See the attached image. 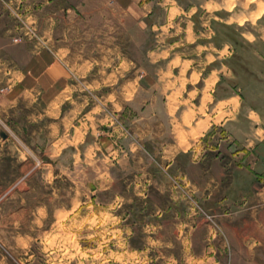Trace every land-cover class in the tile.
Here are the masks:
<instances>
[{"label":"rangeland","instance_id":"1","mask_svg":"<svg viewBox=\"0 0 264 264\" xmlns=\"http://www.w3.org/2000/svg\"><path fill=\"white\" fill-rule=\"evenodd\" d=\"M177 1L189 12L193 30L198 34L205 30L200 40L185 38L177 44L179 37L172 34L175 21L169 22L167 6L157 1L142 23L133 6L123 0H84L78 13L72 9L57 21L53 46L63 47L56 56L68 60L73 83L81 73V66L77 68L76 64L85 62L84 77L79 80L83 82L84 103L77 119L84 124L77 136L75 118L65 125L53 113L49 134L47 116L42 122L33 120L34 113L44 111L42 105L36 102L29 108L27 101L16 103L10 87H0V239L35 253L58 250L66 255H106V245L51 246V240L44 238L50 237L49 231L46 236L50 227L75 218L70 212L56 213L60 206L77 208L78 218L83 217L87 224L98 221L97 208L106 206L107 192L101 193L103 199L96 200L93 191L104 186L109 164L116 173H123L108 161L107 141L121 151L129 142H141L146 150L154 152L157 149L152 144L156 141L171 140V133H167L169 119L152 113L156 108L159 112L163 103L147 101L158 88L144 79V69L156 76V64L167 60H156L151 50L167 52L190 46L198 57L199 50L194 48L197 41L211 46L205 47L200 56L228 66L227 74L219 79L220 93L241 94V112L253 106L259 114L255 116L264 124V0ZM22 38L16 35L14 41ZM108 49L110 54L106 53ZM109 59L114 62L110 67L114 68L115 83L88 85L92 77L103 76ZM69 104L63 103L62 115L70 114ZM148 112L152 118L146 117ZM160 122L164 126L157 127ZM229 131L217 126L209 132L211 137L198 132L180 134L187 144H201L193 151L194 163L190 161L187 166L189 154L180 158L181 170L187 166L195 178V191L190 187L188 192L187 183L175 179L179 188L173 190L187 203L180 208V221L195 227L189 235L187 228L180 229L178 239L175 230L166 231L174 240L158 247L157 253L180 260H165L163 264H264V175L256 178L239 173V145H228V141L220 144V138H226ZM234 131L230 134L235 135ZM88 135L97 144L87 145ZM50 140L52 149L48 150ZM208 144L212 149L204 151ZM218 154L220 159H216ZM100 216L101 220L106 217Z\"/></svg>","mask_w":264,"mask_h":264},{"label":"crops","instance_id":"2","mask_svg":"<svg viewBox=\"0 0 264 264\" xmlns=\"http://www.w3.org/2000/svg\"><path fill=\"white\" fill-rule=\"evenodd\" d=\"M123 1L125 5L133 6L140 23L144 22L154 2L167 6L169 22L175 21L172 34L179 37L177 44L185 38L196 42L205 34V30L200 34L193 30L187 15L189 12L177 0ZM83 3L84 0H0V87L9 86L16 103L27 101L29 108L34 107L36 102L42 105L44 111L38 115L34 113L33 120L40 119L42 122L47 116L49 134L53 113H56L58 122L65 125L70 118H75L76 136L78 128L83 132L84 123L77 119L84 103L83 82L79 80H83L82 66L85 62L76 64L77 68L81 66V73L76 77L78 81L73 83L66 65L68 60L56 56L63 47L53 46L57 21L68 16L72 9L78 13ZM175 17L177 20H173ZM184 22L187 24L184 25ZM16 35H23L20 42L14 41ZM205 47L211 48L197 41L194 48L199 50L198 57L190 46H179L167 52L166 49L163 52L151 50L150 54L156 60H167L156 64V76L144 69V79L153 81L158 88V93L147 98V101L163 103L161 106L164 111L161 109L158 112L155 107L152 113L155 117L166 116L169 119L170 131L168 129L167 133H171V140L156 141L157 144H152L157 149L154 152L146 150V144L141 142H129L121 151L116 144L107 141L108 161H112L117 169L122 168L123 173H116V169L112 170L109 164L107 179L103 180L104 186L93 191L96 200L103 199L101 193L107 192L106 206L97 208L98 221L87 224L83 217L78 218L77 208L60 206L56 213L70 212L75 218L68 222L60 221L57 226L46 230L50 237L44 239L51 240V246L106 245V255H66L58 250L35 253L0 239V264H163L165 260L168 263L179 261V257L174 255L157 253V248L169 245L174 240L173 234H166V231L175 230V238L178 239L180 229L187 228L189 235L195 227L194 224L180 221V208L187 203L173 190L179 188L174 183L175 179L187 183L188 192L190 187L195 191V178L188 172L187 166L190 161H194L193 151L199 150L201 144L183 142L181 132L190 136L198 132L211 137L210 133L217 126L227 131L234 129L235 135L227 132L226 138H220V144L228 141V145H239L236 156L239 159V164H236L239 173L263 177L264 124L255 116L259 114L253 106L247 112H241V94L220 93L219 79L227 74L228 66L224 62L212 63L202 58L200 54ZM109 50L107 54L111 53ZM15 54L23 57H16ZM111 63L114 66V62ZM111 63L109 59L103 76L92 77L88 85L99 87L101 84H114V68L110 67ZM64 102L70 103L69 115L67 112L62 115ZM148 113L146 117L152 118V114ZM163 123H157L156 126H164ZM86 140L89 142L87 145L97 144L93 136L88 135ZM51 143L50 140L48 150L52 149ZM181 154H189L191 158L182 170ZM220 155L216 159H220ZM128 173L132 176L129 177ZM93 211L96 210L93 208ZM100 215L106 217L101 220ZM54 229L58 232L53 233ZM63 231H66L65 235ZM55 234L59 236L53 237ZM186 260H190L189 255Z\"/></svg>","mask_w":264,"mask_h":264}]
</instances>
